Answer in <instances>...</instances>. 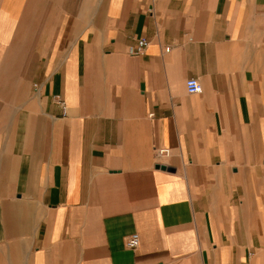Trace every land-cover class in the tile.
Here are the masks:
<instances>
[{
  "label": "crops",
  "instance_id": "obj_1",
  "mask_svg": "<svg viewBox=\"0 0 264 264\" xmlns=\"http://www.w3.org/2000/svg\"><path fill=\"white\" fill-rule=\"evenodd\" d=\"M97 1L0 0V246L24 264H256L264 0Z\"/></svg>",
  "mask_w": 264,
  "mask_h": 264
},
{
  "label": "built area",
  "instance_id": "obj_2",
  "mask_svg": "<svg viewBox=\"0 0 264 264\" xmlns=\"http://www.w3.org/2000/svg\"><path fill=\"white\" fill-rule=\"evenodd\" d=\"M147 46H148V42L146 40H138L135 48L131 49L129 51V53L132 56H141L144 54ZM169 51H170V48L165 49V52L168 53ZM186 90H187L188 94L196 95V94H199L201 92V86L196 79H189L186 82ZM56 102L61 109L62 117L66 116L67 111H66V105H65L64 100L60 97H57ZM150 116H152V115H150ZM156 155L158 157H168L170 155V152L168 149H159V150H156ZM138 246H139V239H138L137 235H132L130 238L127 239L126 247L128 249L134 250Z\"/></svg>",
  "mask_w": 264,
  "mask_h": 264
},
{
  "label": "rangeland",
  "instance_id": "obj_3",
  "mask_svg": "<svg viewBox=\"0 0 264 264\" xmlns=\"http://www.w3.org/2000/svg\"><path fill=\"white\" fill-rule=\"evenodd\" d=\"M98 8L101 5V1H97ZM263 116H264V97H263ZM0 264H24L23 258L14 257L9 255V250L7 247L0 246ZM256 264H264V255L258 257Z\"/></svg>",
  "mask_w": 264,
  "mask_h": 264
},
{
  "label": "water",
  "instance_id": "obj_4",
  "mask_svg": "<svg viewBox=\"0 0 264 264\" xmlns=\"http://www.w3.org/2000/svg\"><path fill=\"white\" fill-rule=\"evenodd\" d=\"M158 169L164 170L165 168L163 166H157Z\"/></svg>",
  "mask_w": 264,
  "mask_h": 264
}]
</instances>
